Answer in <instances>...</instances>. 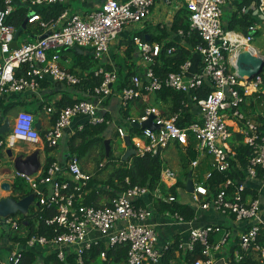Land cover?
<instances>
[{"label":"built area","instance_id":"obj_1","mask_svg":"<svg viewBox=\"0 0 264 264\" xmlns=\"http://www.w3.org/2000/svg\"><path fill=\"white\" fill-rule=\"evenodd\" d=\"M73 1L90 3L93 10L73 12ZM163 1L165 4L172 2ZM242 1L182 0L188 13V34L199 35V41L192 51V55L200 58L199 68L195 71L190 57L181 64L178 72L158 76L155 68L165 42L147 41L137 35L133 39L141 54L144 72L142 75H134L131 86L119 94L121 107L128 108L133 100L143 97L144 92L150 95L169 89L188 95L189 100L181 103L183 108L197 106L199 116L195 122L183 126L180 124L182 110L167 115L163 109L148 106L144 115L128 117L127 125L114 127L122 141L126 132L130 131L132 147L137 151V156L150 154L163 158V152L170 145L186 151L190 143L195 142L198 156L191 162L194 190L188 193L189 204L203 210L214 209L236 221L250 222L251 226L239 236L233 263L241 264L248 252L254 250L257 257L253 264H264V214L259 198L247 194L245 183L246 180H260L264 183V69L252 80H246L239 77L235 68L238 55L244 50L264 57L253 44L260 32L264 35V20H260L262 23L251 24L247 33L230 30L222 20L224 7L228 5L239 16L252 13V10L247 12L246 6L240 9ZM56 5H64L66 9L58 18L44 19L39 11ZM155 5L156 0H0L2 104L9 103V96L14 94L39 95L42 82L48 79L70 87L79 85L81 77L60 66L64 59L61 51L75 46L93 52L91 56L97 62L94 76L102 78L98 86L88 91L93 99L77 100L59 110L47 105L45 110L49 116V126L46 129H43V123L42 128L37 129L35 124L38 120L32 112L26 110L17 112L14 117L5 116L1 119L0 126L7 118L11 124L10 131L0 136V160L2 154L9 159L7 150L14 151L21 143L54 150L60 146L68 130L71 131V137L82 131L85 123L112 124V121L106 119L104 102L113 95V85L119 76L115 70L106 69L103 64L104 56L123 29L150 22ZM19 7L27 9V25H36L39 30V35L32 31L29 34L32 35V40L21 44L17 42L26 29L15 39L18 27L11 23ZM256 9L258 15L264 16V0L256 1ZM159 26L164 28L162 24ZM178 36L183 37L184 31L179 30ZM175 52L174 47L167 49L168 55ZM206 82L211 90L206 96L199 97L198 93ZM259 100L261 101L258 102ZM254 103L258 104L260 110L255 114V119L252 117V109L248 112L243 109L244 106L250 108ZM54 113H57V118L53 121ZM151 116H154L153 123L158 126L157 129L146 128L140 129L139 134L131 133L132 124L148 121ZM258 117H262V120L257 119ZM76 119L84 121L74 130L72 125ZM236 135H241V143L250 149L247 165L242 168L237 164L245 172L246 180L236 182L227 178L212 191L208 182L214 178V174L231 172L236 159L234 145L240 144ZM202 161L207 162L212 170H206L201 178L195 180L194 170L201 166ZM105 166L100 164V168ZM16 177L25 180L30 186L32 192L28 194H36L34 202H37L38 208L55 212L45 223L54 227L57 235L51 238L33 235L25 243L27 248L38 245L52 247L59 261L64 264H86L89 251L102 245L105 248L99 256L102 261L107 259L106 250L122 247L127 248L125 264H161L164 253L170 248V244H166L162 250L157 248L158 233L150 223L154 217L151 196L167 203L177 200L170 191L178 184L179 174L165 164L161 171V184L156 189L134 185L111 198L107 204L97 207L85 203L86 196L92 189L89 183L95 174L82 169L81 159L77 154L65 156L61 161L55 160L36 174L16 173ZM125 182L129 185L130 178H126ZM145 198L149 199V203L138 205ZM162 215L172 222L186 221L179 212L165 211ZM4 224L11 225L14 229L22 228L13 216L0 218V228ZM261 232L263 239L260 241ZM218 233L222 238L217 244H213L212 235ZM230 235L229 231L216 225L193 228L187 241L181 242L179 247L193 252L200 244L203 247L202 257L189 264H214V254L222 250ZM22 252H11L7 264H20ZM69 257L74 258L73 263L68 262Z\"/></svg>","mask_w":264,"mask_h":264},{"label":"trees","instance_id":"obj_2","mask_svg":"<svg viewBox=\"0 0 264 264\" xmlns=\"http://www.w3.org/2000/svg\"><path fill=\"white\" fill-rule=\"evenodd\" d=\"M256 1L259 2V0H243L240 3V9H242L243 6L249 8V6ZM65 9L66 6L64 5H56V6L45 7L41 9L39 12L42 14L44 19L49 20L51 18H58L59 15ZM26 10L27 9L25 7H19L18 12L16 13L11 23H13L18 28L21 27L23 22L26 20V15H27ZM250 15L253 16V12L245 13L242 16H239L238 13L233 12L231 16V20L228 22V28L230 30H237L243 33H247V28L251 24H254L256 22L255 17H250ZM187 16L188 13L186 11V8H183L176 15L175 20L172 22L171 25H167L162 29L159 28L160 33L151 36L153 41H157L160 43L165 41L164 47L158 58L157 66L155 68L156 74L160 77H164L170 72H178L181 64H183L188 58L192 56L193 47L199 41L198 34H191V35L188 34L190 26ZM29 27L30 25H27L26 31L29 29ZM179 30L184 31L183 37L178 36ZM146 32L147 31H138L136 35L140 36L143 39H146ZM135 47L133 45L126 46L125 59L123 61L125 65H128L125 66L126 68H128V74L123 75L122 73H120V81L116 89L117 92L119 93H121L123 89L131 86V78L137 73L136 65H135L136 61L134 59V52L136 51ZM170 47L176 48V52L173 55L167 54V49ZM67 52H73L75 56H77L75 63L77 66H80L81 69L80 75L78 74L82 79L81 83L74 87L82 88L83 91L87 92L93 90L95 86H98L102 82L101 77L94 76L95 70L93 71L91 68L92 66L91 63L87 62L88 58L92 57L91 55L90 56L79 55L76 52H74L73 49H70V50L61 51L63 57L66 58L65 54H67ZM120 66L124 68V66L122 65ZM106 69L110 70V67L106 66ZM73 73L77 74L75 71ZM50 83L51 82H48L46 80L42 82L41 86L42 88H45L50 86ZM210 90L211 87L209 86V83L206 82L198 93L199 97L206 96L210 92ZM152 95L157 102L170 101V107L166 113L167 115H171L173 113L182 110L180 124H182L183 126H186L189 123L196 121L198 117L196 113L197 106L195 107V105H192L189 108H183L181 106V103L184 100L187 99L189 100L188 95L178 93L169 89H162L156 93H153ZM146 96H149L150 98V95L144 92V97ZM261 100H259L258 102H260ZM74 102L75 101L69 99L68 96H64L61 101L55 102V105L53 104L50 106H54L56 110H59L63 107L73 104ZM138 104H139L138 112L140 116H142L145 113L146 104H144L141 101ZM15 105L16 103H10L7 106L3 107L2 102H0V114L2 113L0 116L1 119H3L4 116H7ZM252 108L255 109L254 104H252ZM131 109L132 107L130 105L126 109L122 108V110H124V116L129 117L131 113L130 111ZM52 116L54 121L57 118V113H54ZM105 116L107 120L112 121L108 113H106ZM257 119L262 120V117H258ZM130 129L132 134L140 133V129H135L133 127H131ZM112 131H115L118 136V132L112 124L90 125L88 123H85L84 129L80 132H77L75 135L71 136L67 142V153L65 155L66 157H69L72 154H77L79 158L82 159L83 157L85 158L86 156H88L91 153V151H93L94 149H97L99 147L102 149L101 158L99 159V163H97L98 166L95 172V177L89 183V186L92 189L90 190V193H88L86 196L85 203L87 205H94L97 207L101 205L102 200H105L106 201L105 203L107 204L111 198L116 197L119 193L123 192L128 187L134 185H140V186L148 187L151 190H154L161 184L160 176H161L162 168L164 166V159L160 155L158 156H151L150 154H146L145 156L136 155V156H132L127 162H123L122 161L123 154L120 156V158H117L112 152V146L109 156L106 155L105 140L110 138L109 134L112 133ZM235 137L240 141V144L234 145V148L236 149V159L232 164L231 172L227 174L215 173L214 178L210 182H208L212 191H215V187L217 184H219L222 181H225L227 178H232L236 182L246 180L245 172L239 169L237 167V164L239 163L242 168H244L247 165L250 149L247 146L243 145V143H241L242 141L241 135H236ZM181 154L187 158L186 160L182 159V161L187 162V165L183 163V166L185 168V172L183 173V175L185 177L187 176L188 178L189 169L191 168V162L197 159L198 156L195 151V142L192 141L189 147L187 148V150ZM107 157L109 158V162L106 163V166L104 168H100V164L102 163L104 158ZM53 161L54 159L51 156L47 157L45 167L47 168ZM205 163H206L205 161H202V165L200 166V169L202 170L201 173H203V171L206 169L212 170L211 166L209 164L206 165ZM111 166L113 167V170L108 176V178L104 181H99L98 178L100 174H102L105 170H107V168H110ZM126 178H130L129 185H127L125 182ZM16 179L18 180L19 177H16ZM14 186L16 192L17 191L22 192V187H18L16 184H14ZM180 187H181V181H179L175 187L171 188L170 191L171 194H173L177 199L173 203L159 201L153 198L152 196L150 197V201L155 211L159 213H164L165 211L179 212L184 217L185 220L191 221L196 215L195 209L189 203H182L178 201V196H179L178 191ZM247 193L255 194L256 192L247 187ZM27 194L28 191L22 193L21 196L24 197ZM142 203L143 201L139 202L138 205H141ZM54 213L55 212L52 211H42V209L39 207L37 208L36 212L33 213L29 212L27 216H21L23 222H20V224L21 226H24L28 230V234L26 237L15 235L13 236V240L26 243L28 238H30L33 235L46 236L49 238L57 235L55 228L52 226H48L45 223V220L47 218L54 216ZM262 239H263V232H261L259 236V240L261 241ZM178 245H179L178 242L171 245L169 250L164 253L162 263L171 264V261L174 260V258L176 257L175 252L179 250ZM202 249L203 247L200 244H198L195 250L192 253L188 254L187 261L192 262L197 258L202 257ZM103 250H105L103 245L94 247L92 250H90L87 255L86 264H125L127 248L121 247V248H111L106 250L107 251L106 261H102L99 258ZM22 253H23V258L20 261V264H36V257L33 253L28 252L26 250L23 251ZM52 259L55 264H64L63 262L59 261L56 254L53 255ZM68 262L73 263L74 258L69 257ZM250 263L251 260L249 258L246 260L245 264H250Z\"/></svg>","mask_w":264,"mask_h":264},{"label":"crops","instance_id":"obj_3","mask_svg":"<svg viewBox=\"0 0 264 264\" xmlns=\"http://www.w3.org/2000/svg\"><path fill=\"white\" fill-rule=\"evenodd\" d=\"M173 1H175V0H172V2L170 4H165L163 0H156L155 7L157 8V10H160V8H161L163 10V12L159 13L158 15H155L156 16V17L154 16L155 18L152 16V18L149 22V25H151V24L155 25L156 24L158 26L159 24H162L164 27L167 25H171L172 22L175 20L176 15L183 8H185V5L183 4L182 0L177 1L180 3L179 7H177L175 5V2L173 4ZM86 5L89 7L91 6L90 3L86 4ZM166 5H170V6L167 7ZM161 15H165V17L163 19H160ZM146 25H148V24H146ZM143 28H144V26H142L137 31L149 29L148 27L144 28V29ZM131 31L133 32L134 37H135L137 32L135 33L133 30H131ZM129 33H130L129 30H126V28L123 29L122 32H120L119 36L116 38V40L114 42H112L108 53L104 56V59H103L104 66L105 67L109 66L110 71L115 70L119 76L118 81L113 85V89H114L113 95H111L109 98H107L105 100V107H106L105 112L110 115L113 126L126 124L127 118H128V117L124 116V110H122V108H121V103H120V99H119L120 93L117 92L116 89H117V86H118L119 81H120V73H122L123 75L128 74V68L125 67L128 65H125L124 61H123L125 59L126 46H130V45L135 46L134 43L132 44L131 40L129 39ZM153 35H156L155 32H152L151 29L147 30L146 37H148L150 39L149 41H153L151 38V36H153ZM135 49H136V51L134 52V58H135V60H137L135 63L136 72H137L136 74L142 75L144 72V63L141 59L140 52L138 51V49L136 47H135ZM63 58L66 59V62H70L69 57H66V58L63 57ZM191 58L193 61L192 69L195 71L199 68L198 61H200V58L198 56H195V55H192ZM119 64L124 66V68H122ZM69 71H73V72L75 71L79 75L81 73L80 66H77L75 62L72 64V67L69 69ZM47 81L51 82L50 86L42 88L41 92L38 95V96L42 95V100H40V102L37 103V106L35 108L29 109V108H25L26 106L22 105V104H24L22 102L25 101V99L29 98V96H35V95L25 93V94H14V95L9 96V103H6V105H8L10 103H16V105L9 112V114L7 116L14 117V115L17 113L16 108L18 107L17 109H19V110L23 109V110L32 112L34 114V116L36 117V119L38 121H40V123L44 124V126H42L43 129H46L49 126V116L46 113V110L44 109L46 107V102H53V104L55 105V102L61 101L64 96H68L69 99H71L72 101H77V100H79V99H77V96H76L77 93L82 94L84 96V99H91V98L93 99V96H90L88 91L87 92L83 91L82 88L70 87V86H67L66 84H63V83L54 82L51 79H48ZM45 95H47V98H49V99H46ZM43 98H45L46 101ZM135 100H137L138 102ZM135 100H133V102L130 104L132 109L130 110L131 113H130L129 117H131V118H137L138 116H140V114L138 112L139 111V109H138L139 104L138 103L140 101L143 102L144 104H146V107L156 106L159 109H161V110L163 109L166 112L168 111V109L170 107V101L157 102L152 94H150V98H149V96H146V97L143 96V97L137 98ZM251 101H253V100H250V102ZM47 105L50 106L49 103H47ZM254 105H255V108H258V104L256 105L254 103ZM41 106H43V107H41ZM244 109L248 112L249 109H253V108H252V106L250 108L244 106ZM14 110L16 111L15 113H14ZM254 111H255V109L252 110V114H254ZM196 113H197V116H199V110L197 107H196ZM0 116H1V114H0ZM83 121H84L83 119H76L73 122L72 129L75 130L76 126L80 122H83ZM69 132H71V131L68 130L66 135H69ZM64 148L66 149V152L64 150H61V153L54 152L55 154L58 155L59 161L63 160L66 153H67V146ZM41 151L52 152L53 150L43 148V146H34V145H28L25 143H21L16 148V150H14L12 152H13L15 157L22 155L23 158L30 157L32 159V161H34L35 160L34 158L36 157V159L39 162V168L36 171V173H38L44 169L45 164H46V159L42 165L39 161V153ZM184 151L185 150H183V148L181 149L176 145H170L169 148L163 152V154H164L163 158H164V160L169 159L168 154H166L168 152L176 154V153H183ZM51 157L54 159V161L57 160L56 157H54V156H51ZM7 162H9L7 167H0V187H1L2 182L7 181L11 184V186L14 190L15 186H14L13 180L10 179V177H12L11 173L13 171V163L11 162V160H8ZM175 163H176V165H174V166H176V168H178V169H174V170H176V171L180 170L179 175H181V177H182L185 170H184V172H181V171H183V170H181V165L183 168H184V166L180 160L176 161ZM164 164H165V166H167L165 162H164ZM205 164L208 165L207 162ZM201 165H202V163H201ZM190 170H191V168L189 169V172H190ZM204 172L205 171H203V173ZM36 173H34V174H36ZM203 173H199L198 178H201ZM183 177H184V175H183ZM185 180L187 182V176L185 177ZM246 184H247L248 188H250L256 192L255 194H252V193L251 194L247 193V194L251 195L253 197L259 198L260 203H261V207H262V211L264 214V183L261 182L260 180H246ZM185 188L184 189L179 188V192H180V195L182 196V198L181 199L178 198V201L182 202V203H190V196L188 195V193L185 192ZM8 195L13 196L14 191H12V193H6L5 192L2 195V197L8 196ZM0 199H1V197H0ZM105 202H106L105 200H102L101 204H103ZM148 203H149V199L145 198V200L143 201L142 204L147 205ZM194 209H195V214H196L195 217L191 221L186 220L184 223H177V222H172L171 220H167L162 215L163 213H159V212L155 211V209H154V217L150 220V223L152 225H154V227L158 233L159 240L157 243V248L162 250L166 246V244H170V247H171V245H173L177 242L180 245L181 242L187 241L188 236H189V232L191 229L204 227V226H208V225H216V226L221 227L222 230H224L226 232L229 231L231 235L228 239L227 244L223 246L222 250L220 252L214 254V264H229V263L234 264L233 263L234 262V253L239 246V236L241 235V233H243L245 230H247L251 226V223L246 222V221H236L233 218H231L230 216H224L223 214H221L220 212H217L214 209L203 210V209L198 208V207H194ZM4 225L7 226L8 224H4ZM4 225L2 227H5ZM27 234H28V230L25 228L20 235H16V236L26 237ZM5 236H6V238H5ZM13 236H15V235L7 234L4 231H0V264H7V258L11 252L25 251V250L28 252H31L35 255L36 264H55L53 259H52L53 255L56 252L54 248L49 247V246H39V245L35 246L33 248H27L25 246L24 242L13 240ZM221 238H222V235L220 233L214 234V235H212L211 242L213 244H217ZM179 245H178L179 250H177L175 252L176 257L174 258V260L171 261V264H189V263H191V262L187 261V256L189 253H192V252H188L184 249H181L179 247ZM256 257H257V252L252 250V251L248 252V254L245 257L244 262H242L241 264H245L246 260L249 258L251 260L250 264H253L255 262ZM161 264H164V263H161Z\"/></svg>","mask_w":264,"mask_h":264},{"label":"rangeland","instance_id":"obj_4","mask_svg":"<svg viewBox=\"0 0 264 264\" xmlns=\"http://www.w3.org/2000/svg\"><path fill=\"white\" fill-rule=\"evenodd\" d=\"M177 1L178 0L173 1V4L175 2V5L177 7H179L180 6V3L177 2ZM166 6L169 7L170 5H166ZM71 8L73 9V12L79 11V13L86 12V11H90V9L93 10L92 7H89V6H87L86 4H83L80 1H73L71 3ZM161 12H163V10L161 8H160V10H157V8L154 7L153 8V11H152V14L153 15H151V18H152V16L154 17L155 15H158ZM233 12H234V10L230 8V5L224 7V14H223L222 20L226 23L227 26H228V22L231 20V16H232ZM182 13H183V11H182ZM164 17H165V15H161V18L160 19H163ZM250 17H255L257 23H262L258 19L257 16L250 15ZM146 24H148V25H146ZM142 26H144V28H147L148 27L149 29H151L152 32H155V34H159L160 33V30H159L160 26L159 25L157 26L156 24L155 25H152V24L149 25V22H147L145 24H140V25L128 26V27H126V30H129V32H130L129 33V39L131 40V43L132 44L134 43V41H133L134 34H133V32L131 30H133L136 33V32H138L137 30L140 29ZM149 29H146V30L144 29L142 31H147ZM32 31H33V33L35 35H39V30L36 29V25H30L29 29L27 31H25V32L22 33V36L18 40L17 43L18 44H21V43L25 42L26 40H32V35H29ZM164 42L165 41H163V43ZM253 44H254V46L256 48L260 49L261 54L264 56V35H263V32H260V34L258 35L256 41ZM83 50L89 52V50H87V49H83ZM65 56L66 57H69L70 62H66V59H63L60 62V66L63 67V68H65V69H67V70H69L72 67V64L76 61L77 56H75V54L73 52H67V54H65ZM85 59H87V58H85ZM135 61H137V60H135ZM87 62L88 63H91V65H92L91 68L94 71L96 69V64H97V62L95 61V59L93 57L88 58V61ZM76 96H77V99H79V100L84 99V96L82 94H78L77 93ZM45 98L46 99H49V98H47V95H45ZM45 98H43V99L46 101ZM40 100H42V95H40V96H38V95L29 96V98L25 99V101L22 102V103H24L22 105L26 106L25 108L32 109V108H35L37 106V103L40 102ZM47 103H49L50 105H53V102H46V106H47ZM5 106H7V105L4 104L3 107H5ZM41 107H43V106H41ZM17 108H16V111L17 112L23 110V109H20L19 110ZM243 109H244V107H243ZM262 110H264V108ZM16 111L14 110V113ZM259 112H260L259 108H255L254 115L252 117L255 119V114L257 115ZM126 125H127V123H126ZM109 136H110V139H111L112 152H113V154L117 158H120V156L122 154H124L125 151H126L125 150V145H124L122 139L117 136V134H116L115 131H112V133H110ZM69 138H70V134L69 135H66L65 138L60 142V146L58 148L54 149L52 152H50V151H41L39 153V161H40L41 165L45 162V159L47 157H50V156H54V157H56L57 160H59L58 155L55 154L54 152L61 153V150H64L66 152V149L64 147L67 146V142H68ZM101 152H102V149L99 147V148L94 149L93 151H91V153L88 156H86L85 158L83 157L81 159V167H82V169L84 171L92 174V175L95 174V172L97 170V166H98L97 163H99V159L101 158ZM166 154H168L169 159H165L164 162L166 163V165L168 167H171L172 169H178L174 165H176L175 162L176 161H179V160L181 161L182 164L184 163L185 165H187V162L182 161V159H185L186 160L187 158L184 157L181 153L173 154V153H169L168 152ZM7 161H8V159L5 157L4 154H2L1 155V160H0V167H7L8 163H9ZM107 162H109V158L108 157L107 158H104V160L102 161V163L105 164V165H106ZM112 170H113V167L112 166L110 168H107V170H105L102 174H100L98 180L99 181L106 180L108 178V176L110 175V173L112 172ZM181 170H183L181 172H184V170H185L182 167V165H181ZM201 171L202 170L200 169V167L198 169L194 170V176H193V178L195 180L198 179V174L201 173ZM204 171L206 172V170H204ZM176 172L179 174L180 170L179 171H176ZM11 176L12 177H10V179L13 180V183L16 184L18 187H22V193H25L27 191L28 192H32L30 186L27 184V182L25 180L21 179L20 177H19L18 180L16 179V177H15L16 176V171L15 170L12 171ZM179 176L180 177H179L178 180L181 181V187L180 188L184 189L185 188V184H186L185 176L183 177V175H182L183 178L181 177V175H179ZM4 193L5 192H3L1 190V187H0V197H2V195ZM178 194L180 195V192L179 191H178ZM178 198L181 199L182 196L180 195V196H178ZM37 208H38L37 202H34L32 204V206H31V208H30V213L36 212ZM13 217H14V219L16 221L23 222L21 215H16V216H13ZM22 224H24V223H22ZM21 229L20 230H19V228L14 229V228L11 227V225H7L5 227L0 228V231H4L7 234H12V235H20L22 233V231L25 229V227L22 226ZM5 238H6V236H5Z\"/></svg>","mask_w":264,"mask_h":264},{"label":"water","instance_id":"obj_5","mask_svg":"<svg viewBox=\"0 0 264 264\" xmlns=\"http://www.w3.org/2000/svg\"><path fill=\"white\" fill-rule=\"evenodd\" d=\"M252 10L253 14L257 16L260 20H264L263 15H258V10L256 9V2H253L247 12ZM28 20L26 19L22 26L18 28L15 33V39H18L20 34L26 29ZM146 40L149 41L150 39L146 37ZM73 51L79 55H86L90 56L93 52H87L77 46L73 47ZM235 68L238 72L240 78H244L246 80H252L254 77L259 75L264 69V57L253 55L250 51L244 50L238 55L237 61L235 63ZM154 116H151L148 121L142 123H135L132 124L131 127L135 129H157L158 126L153 123ZM10 119L7 118L3 125L0 126V136L7 134L10 131ZM35 127L40 130L41 123L37 121ZM124 144L126 146V151L122 156V161L127 162L132 156L137 155V151L132 147V141L130 136V131L126 132L125 137L123 138ZM106 146V155L109 156L111 150V139L108 138L105 140ZM38 153V152H37ZM36 153V154H37ZM7 155L9 157L8 160H11L13 163V170L16 173H21L25 175H33L39 168V162L35 160L32 161L30 157L23 158L22 155L14 156L12 150H7ZM1 190L6 193H12L14 191V195L4 196L0 199V218H9L11 216L21 215L27 216L30 212V208L35 201V193L27 194L26 196L22 197V192L15 191L9 182H3L1 184ZM194 190L193 180H192V169L188 173V178L186 182V192L192 193Z\"/></svg>","mask_w":264,"mask_h":264},{"label":"bare ground","instance_id":"obj_6","mask_svg":"<svg viewBox=\"0 0 264 264\" xmlns=\"http://www.w3.org/2000/svg\"><path fill=\"white\" fill-rule=\"evenodd\" d=\"M5 182H7V181H5ZM2 183H3V182H2ZM2 183H1V184H2Z\"/></svg>","mask_w":264,"mask_h":264},{"label":"clouds","instance_id":"obj_7","mask_svg":"<svg viewBox=\"0 0 264 264\" xmlns=\"http://www.w3.org/2000/svg\"><path fill=\"white\" fill-rule=\"evenodd\" d=\"M126 147V146H125ZM126 149V148H125Z\"/></svg>","mask_w":264,"mask_h":264}]
</instances>
